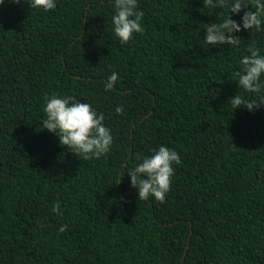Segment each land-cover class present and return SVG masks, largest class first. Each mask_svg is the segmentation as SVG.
Listing matches in <instances>:
<instances>
[{
  "label": "trees",
  "instance_id": "obj_1",
  "mask_svg": "<svg viewBox=\"0 0 264 264\" xmlns=\"http://www.w3.org/2000/svg\"><path fill=\"white\" fill-rule=\"evenodd\" d=\"M138 8L144 31L121 44L114 0L0 4V264H264V105L231 104L264 101L236 75L253 42L264 55V31L212 46L204 26L227 9ZM53 94L104 114L109 153L84 160L43 128ZM161 145L181 159L170 191L139 200L127 173Z\"/></svg>",
  "mask_w": 264,
  "mask_h": 264
},
{
  "label": "clouds",
  "instance_id": "obj_2",
  "mask_svg": "<svg viewBox=\"0 0 264 264\" xmlns=\"http://www.w3.org/2000/svg\"><path fill=\"white\" fill-rule=\"evenodd\" d=\"M4 0H0L2 4ZM20 3V0H13ZM31 8H42L45 11L56 7V0H27ZM205 8L217 7L228 10L227 18L222 22L205 24V42L208 45H234L239 46L240 37L234 33L241 28L252 31H264V0H203ZM115 13L112 16L114 33L121 44L128 43L134 33H143L141 21L144 12L138 8V0H114ZM243 11L241 21L233 20L229 13L239 14ZM247 55L240 60L242 71L237 72L238 84L246 92H261L264 85L260 78L264 75V55L255 43L249 45ZM117 73H112L105 82V89L112 90L118 81ZM233 109L244 106L248 110L259 108L264 101L259 103L245 100L240 95L231 98ZM43 112L46 118L43 120V128L55 133L61 145L67 146L76 156L84 160L99 159L110 152L113 144V136L110 128L103 122L105 116L88 103L77 101L74 96L58 97L56 94L45 96ZM117 114H123V106L116 108ZM127 174L130 177V185L137 189L139 200L155 198L161 203L165 202L166 195L170 191L174 165L181 163L177 151L161 145L153 154L143 158ZM116 183H119L117 179ZM60 208L57 202L53 211ZM62 215V213H60ZM67 225H62L59 232H65Z\"/></svg>",
  "mask_w": 264,
  "mask_h": 264
}]
</instances>
